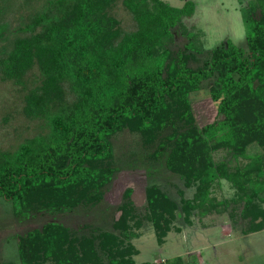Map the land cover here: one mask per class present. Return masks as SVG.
Returning a JSON list of instances; mask_svg holds the SVG:
<instances>
[{"label": "trees", "instance_id": "16d2710c", "mask_svg": "<svg viewBox=\"0 0 264 264\" xmlns=\"http://www.w3.org/2000/svg\"><path fill=\"white\" fill-rule=\"evenodd\" d=\"M116 1L47 0L0 53V79L23 86L24 114L49 127L14 150L0 149V196L15 202L18 216H52L17 236L22 264H180L179 257L136 263L115 234L80 238L54 219L100 203L115 172L110 138L125 129L142 138L140 161H160L194 186L191 198H180L186 222L193 211L205 216L232 204L230 217L249 222L245 233L264 229V0L240 9L245 48L227 39L201 60L203 33L182 25L195 11L192 0L179 7L121 0L136 23L123 33L111 13ZM178 26L188 42L173 49ZM9 32L0 24V42ZM35 66L40 76L27 90L25 76ZM202 88L221 118L200 125L188 94ZM251 143L260 152L248 154ZM221 180L232 197L214 195ZM145 192L165 234L176 205L155 184Z\"/></svg>", "mask_w": 264, "mask_h": 264}, {"label": "rangeland", "instance_id": "374dc122", "mask_svg": "<svg viewBox=\"0 0 264 264\" xmlns=\"http://www.w3.org/2000/svg\"><path fill=\"white\" fill-rule=\"evenodd\" d=\"M46 1L0 0V24H6L10 30L8 39L0 42V53L12 48L14 38L22 34L17 31V27L27 23L34 13L44 8ZM165 1L177 7L184 3V0ZM192 1L195 3V11L192 16L182 19V25L188 31L203 33L199 35L200 40H204V50L202 54H197L200 60L209 49L227 39L235 45L246 47L240 9L249 0ZM111 13L122 33L136 29L131 13L125 9L121 0L116 1ZM183 26L175 29L174 42L171 44L173 49L183 47L188 42ZM197 64L196 61H190L192 67ZM39 76V70L33 67L25 76L26 89L33 86ZM24 93L23 86L0 79L1 150H14L27 138L49 133L44 118L24 114ZM188 95L200 125L221 118L217 115V102L210 98L206 88ZM110 140L112 154L109 162L115 167V172L105 185L100 203L54 216L55 220L69 227L72 235L83 238L96 236L103 231L113 233L121 244L131 247L130 256L136 263H164L179 257L180 264H264V229L245 233L244 229L249 222L230 217L232 204L223 212H211L205 216L193 211L190 222H186L179 209L180 198H191L194 186L186 187L179 175L160 161H140L139 154L143 152L144 146L139 133L120 130L113 133ZM260 150L256 143L246 148L250 155ZM153 184L171 200L172 205H176L171 211L172 216L168 218L169 228L165 234L156 228L157 222L146 197V187ZM233 192L225 180H221L213 191L218 200L232 197ZM122 204L126 207H121ZM15 205L14 201L0 196V264H22L17 236L52 218L46 213L18 216ZM239 208L240 205H237L235 211ZM160 237L161 242L158 241ZM38 264L56 263L47 259Z\"/></svg>", "mask_w": 264, "mask_h": 264}]
</instances>
